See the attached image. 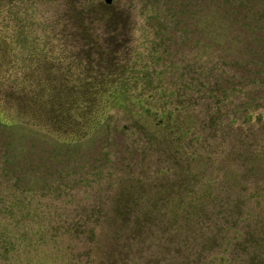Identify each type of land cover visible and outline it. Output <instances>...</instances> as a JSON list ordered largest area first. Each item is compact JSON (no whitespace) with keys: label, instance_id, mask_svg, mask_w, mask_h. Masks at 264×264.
<instances>
[{"label":"rangeland","instance_id":"374dc122","mask_svg":"<svg viewBox=\"0 0 264 264\" xmlns=\"http://www.w3.org/2000/svg\"><path fill=\"white\" fill-rule=\"evenodd\" d=\"M69 1L0 0V199L15 202L17 233L34 240L0 255V264H169L164 256L174 264H264L251 258L256 247L264 256V0H99L129 12L131 44L157 59L167 89L183 92L176 103L189 104L180 118L190 135L174 141L192 157L175 159L176 170L188 166L172 191L189 184L206 193L205 213L198 229L177 235L187 248L171 250L147 245L151 238L135 235L130 222L148 208L174 216L148 206L168 166L169 135L150 142L113 104L101 125L62 134L5 95L48 76L41 66L65 50ZM198 249L201 259L190 261Z\"/></svg>","mask_w":264,"mask_h":264},{"label":"trees","instance_id":"16d2710c","mask_svg":"<svg viewBox=\"0 0 264 264\" xmlns=\"http://www.w3.org/2000/svg\"><path fill=\"white\" fill-rule=\"evenodd\" d=\"M63 19L66 25L65 50L44 59L41 67L46 68L44 76H48L43 79H37L36 76V82L30 81V84L37 85L33 88L31 86L32 89L28 86V91L25 90L27 85L21 83L17 96L10 91L5 94L7 99L14 96L16 107L28 106L43 123L48 122L51 128L56 126L54 130H59L62 134H85L89 128L101 125L113 104L125 107L130 113L132 124L150 142L155 137L154 140L161 142L170 139L167 135L173 138L169 141L172 148L170 146L168 150V166L160 170L161 177L155 187L156 190L151 193L152 204L149 203L148 206H152L153 209L165 208V212L170 210L174 216L170 218L161 215L160 218L159 214L150 215L148 208L147 212L143 213L144 216L133 218L130 222L136 228L135 235L141 234L151 238L146 243L149 246L157 247L158 250L186 249V239L178 240L176 244L175 239L180 232L199 228L198 225L201 224L205 213V203H202V199L207 194L195 195L193 186L189 184L186 186L187 190L182 187L184 191H172L175 189L174 183L176 188L182 186L188 166L187 163L183 168L176 170L175 159L186 157L188 162L192 157L191 155L188 158L182 152L184 148L181 144L174 141H180L181 138L190 135V129L182 119L187 115L189 104H185L184 99L178 101L182 102L181 104L176 103L178 96L183 92L175 93L167 89L155 67L157 59L145 58L144 54L142 55L141 51H137L131 44L132 23L128 11L106 10L103 2L99 0H70L66 2ZM61 61L65 64L63 65ZM187 99L190 102L192 98ZM201 137L197 135L194 141ZM165 189L167 191L163 192ZM174 194L176 197L171 199ZM189 195L194 196V200H188ZM184 196H187V199ZM6 200L0 199L2 256H9L13 254L14 249L34 242L33 237L26 235L25 232L17 233L16 221L11 219L15 202ZM135 204V201L130 200L126 205L127 210L130 209L132 212L134 208L137 209ZM189 215L194 221L186 218ZM176 216H182L184 219L179 221ZM186 236L191 237L188 234ZM208 238V236L204 238V243L200 242V248L204 249L205 242H211V237L209 240ZM244 248L247 247L238 246V249ZM258 248L251 252L253 253L251 258L257 259L256 262L264 259V256H258L262 252L258 251ZM202 252L198 249L192 259L191 256L187 257L190 261H198ZM164 257L170 259L169 264H174L171 257ZM221 262L225 263L226 260ZM253 263L255 261L245 258V264ZM177 264L186 263L178 261Z\"/></svg>","mask_w":264,"mask_h":264},{"label":"water","instance_id":"95a60500","mask_svg":"<svg viewBox=\"0 0 264 264\" xmlns=\"http://www.w3.org/2000/svg\"><path fill=\"white\" fill-rule=\"evenodd\" d=\"M105 1L110 2L111 0H105Z\"/></svg>","mask_w":264,"mask_h":264}]
</instances>
